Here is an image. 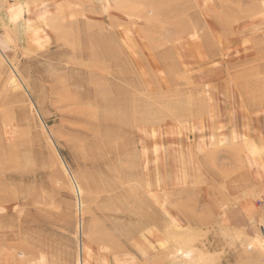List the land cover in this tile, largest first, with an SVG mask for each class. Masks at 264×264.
I'll list each match as a JSON object with an SVG mask.
<instances>
[{
	"label": "rangeland",
	"instance_id": "obj_1",
	"mask_svg": "<svg viewBox=\"0 0 264 264\" xmlns=\"http://www.w3.org/2000/svg\"><path fill=\"white\" fill-rule=\"evenodd\" d=\"M0 264H264V0H0Z\"/></svg>",
	"mask_w": 264,
	"mask_h": 264
}]
</instances>
